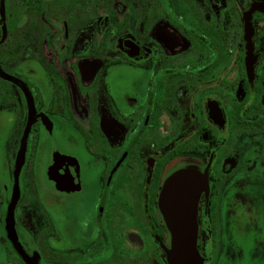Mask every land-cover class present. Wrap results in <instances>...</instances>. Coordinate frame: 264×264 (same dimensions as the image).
<instances>
[{
    "label": "flooded vegetation",
    "instance_id": "af4514ba",
    "mask_svg": "<svg viewBox=\"0 0 264 264\" xmlns=\"http://www.w3.org/2000/svg\"><path fill=\"white\" fill-rule=\"evenodd\" d=\"M179 174L264 264V0H0V264H172Z\"/></svg>",
    "mask_w": 264,
    "mask_h": 264
},
{
    "label": "water",
    "instance_id": "95a60500",
    "mask_svg": "<svg viewBox=\"0 0 264 264\" xmlns=\"http://www.w3.org/2000/svg\"><path fill=\"white\" fill-rule=\"evenodd\" d=\"M183 174H179L172 178L162 194V208L165 214L171 208L186 207L185 214L188 215L185 219L176 220L179 227L175 232L174 250L169 254L172 264H198V253L196 249V221L195 207L196 205H175L172 204L179 193L183 192L181 184L183 183ZM178 194V196H177ZM183 225V226H182Z\"/></svg>",
    "mask_w": 264,
    "mask_h": 264
}]
</instances>
